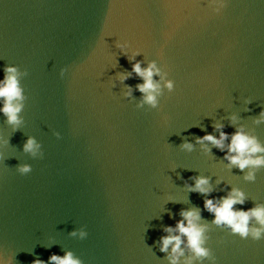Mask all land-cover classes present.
<instances>
[{"label":"water","instance_id":"95a60500","mask_svg":"<svg viewBox=\"0 0 264 264\" xmlns=\"http://www.w3.org/2000/svg\"><path fill=\"white\" fill-rule=\"evenodd\" d=\"M226 4L216 13L210 0H0V81L5 65L28 72L19 129L0 112V264L68 251L83 264H169L163 229L191 208L210 225L215 264H264V239L212 224L204 196L187 187L208 177L209 198L239 188L248 199L237 209L264 204V168L245 181L247 169L224 159L230 138L225 151L197 143L219 138L214 125L223 124L264 144V122L255 123L264 111V0ZM117 43L129 56L140 52L142 67L156 60L175 82L158 109L136 107L143 80L134 72L117 78L135 63ZM29 137L43 158L24 151ZM20 164L32 171L20 174ZM80 229L85 239L70 235Z\"/></svg>","mask_w":264,"mask_h":264},{"label":"clouds","instance_id":"9594fccd","mask_svg":"<svg viewBox=\"0 0 264 264\" xmlns=\"http://www.w3.org/2000/svg\"><path fill=\"white\" fill-rule=\"evenodd\" d=\"M210 3L216 13H220L227 6L226 0H210ZM116 46L121 49L130 62L135 61L132 66V72L119 73L117 75L119 81L123 83L128 80L133 72L143 80V83L136 85V90L143 94L136 107L144 108L147 105L151 109H158L160 107V98L164 95V89L166 88L169 93L173 92L175 82L172 79H168V72L158 66L156 60L150 61L147 67H142L143 61L136 60V56L140 55V52L129 56L126 51L128 48L127 43H117ZM65 71L66 69L61 70V76L64 75ZM27 75V70L21 71L18 66L5 65L4 79L0 81V101L3 102L0 112L7 118V123L15 127V130H18L23 123L21 113L25 108V102L28 97L21 81ZM157 76L160 78L159 80L155 79ZM126 87L128 90L125 96L131 97L133 89L131 86ZM248 102L250 103L251 101ZM236 120L237 117L235 115L231 117V122L234 123ZM261 122H264V111L255 120L257 125ZM223 129V124H215L214 130L220 133L219 138L209 133L203 137H198L197 143L204 145V142L207 141L221 151H225V142L230 138L224 159L229 162L230 167L235 166L242 172L247 169L243 177L244 180L255 182L257 171L264 168V144H261L257 136L245 131L243 126L238 127L231 134L223 131ZM55 135L58 138L60 137L59 132L55 133ZM7 143L8 141H5V144ZM181 147L192 151L194 146L189 142H185ZM204 147L206 151H211V149L207 148V145H204ZM41 149L42 144L38 143L34 137H29L24 144V151L30 153L33 158H43L44 152ZM2 158L3 155L0 153V159ZM17 171L20 174L27 175L32 171V166L30 164H20L17 166ZM191 179L195 180V184L187 185V187L189 191L198 192L204 196V208L214 214L212 224L217 227L227 228L232 234H238L242 239H248L249 237L254 241L264 239V204H256L247 211L237 209L235 207L237 204L243 205L248 199L243 190L232 188L226 196L209 198L215 191L210 186V178L200 176L192 177ZM180 216L182 219L176 223L175 227L167 226L163 229L167 235L162 236L159 241L161 245L160 251L168 253L169 264H181V258L185 257V250L190 255L184 259L183 264H194L195 261L204 264L206 260L210 261L211 264H215L216 257L213 250L206 246L210 240V225L202 222L201 211L198 208L182 209ZM70 235L73 237L78 236L79 239L83 240L88 236V232L80 229L78 232L73 231ZM169 248H171L170 253ZM9 264H12L11 259ZM33 264H83V261L76 257L72 251H68L63 256L52 254L47 262L37 258L33 261Z\"/></svg>","mask_w":264,"mask_h":264}]
</instances>
